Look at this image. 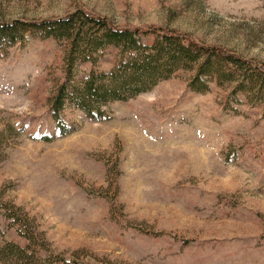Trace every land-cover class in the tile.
Returning a JSON list of instances; mask_svg holds the SVG:
<instances>
[{"label":"rangeland","instance_id":"obj_1","mask_svg":"<svg viewBox=\"0 0 264 264\" xmlns=\"http://www.w3.org/2000/svg\"><path fill=\"white\" fill-rule=\"evenodd\" d=\"M76 8L264 64V0H0V23ZM62 57L52 39L0 46V194L51 252L91 264H264L262 109H224L228 91L193 92L181 72L109 103L101 119L65 106L59 130L48 99ZM111 66V57L98 65ZM89 70L78 66L76 79ZM7 242L23 244L0 214Z\"/></svg>","mask_w":264,"mask_h":264},{"label":"trees","instance_id":"obj_2","mask_svg":"<svg viewBox=\"0 0 264 264\" xmlns=\"http://www.w3.org/2000/svg\"><path fill=\"white\" fill-rule=\"evenodd\" d=\"M24 36L52 39L62 47L63 82L48 99L59 130L65 127V106L101 119L109 103L132 99L181 72L191 74L187 87L193 92L203 93L210 84L228 91L221 99L224 109L230 111L233 103L243 102L261 108L264 114L263 63L207 46L172 29L119 27L80 8L61 18L0 23V46L21 42ZM105 57L112 62L107 72L98 67ZM80 65L90 70L76 79ZM1 196L0 214L23 244L7 242L0 247V264H91L78 256L65 259L53 254L33 221ZM95 264L109 263L99 260Z\"/></svg>","mask_w":264,"mask_h":264}]
</instances>
